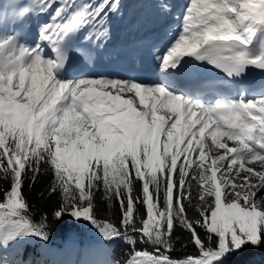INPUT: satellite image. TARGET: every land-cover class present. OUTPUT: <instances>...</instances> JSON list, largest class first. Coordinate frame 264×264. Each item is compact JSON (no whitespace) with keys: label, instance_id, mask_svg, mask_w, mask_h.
Here are the masks:
<instances>
[{"label":"snow or ice","instance_id":"6c2138e0","mask_svg":"<svg viewBox=\"0 0 264 264\" xmlns=\"http://www.w3.org/2000/svg\"><path fill=\"white\" fill-rule=\"evenodd\" d=\"M120 8L0 0V264H15L23 241L81 224L98 234L94 264H112L118 241L131 248L123 264H222L264 247V170L249 166L264 167V0H190L183 13L161 0L180 31L155 50L157 83L73 73L71 54L102 49ZM185 56L227 79L202 80ZM48 168L46 195L59 198L37 220L24 189ZM177 227L195 250L183 258L171 255L187 247Z\"/></svg>","mask_w":264,"mask_h":264},{"label":"trees","instance_id":"16d2710c","mask_svg":"<svg viewBox=\"0 0 264 264\" xmlns=\"http://www.w3.org/2000/svg\"><path fill=\"white\" fill-rule=\"evenodd\" d=\"M53 179L54 173L51 168H48L43 175L38 176L31 190H28L26 187L24 189L26 200L31 207V213L37 220L42 213L46 212L50 214L57 205L58 195H53L51 197L46 195V190ZM41 192H45V196L42 197L40 195ZM101 207L102 210H106V201L101 202ZM115 207L118 210V203ZM141 211L143 212L144 209L141 208ZM97 235L95 229L92 228L90 224H81L78 227L72 228L70 231L65 228L57 230L48 243L65 247V245L73 239L76 240L77 244L95 241L97 240ZM175 237L178 238L179 241H183L187 247L181 250L180 243L178 242L176 244L177 250L171 253L173 257L183 258L186 254L195 251L188 243V233L182 228H176ZM25 245V242H21L20 246L16 247L15 252H13V261H15L16 264H63L59 259L53 261L50 257H44L41 251L38 252L37 248L31 246V244ZM136 247L138 249L148 248L151 250L150 245H141L139 242ZM130 251V246L122 241H118L116 244L111 245L108 260H110L112 264H116V261H121L123 264V261L128 258ZM222 264H264V247H246L242 251L227 257Z\"/></svg>","mask_w":264,"mask_h":264},{"label":"rangeland","instance_id":"374dc122","mask_svg":"<svg viewBox=\"0 0 264 264\" xmlns=\"http://www.w3.org/2000/svg\"><path fill=\"white\" fill-rule=\"evenodd\" d=\"M138 103V101H137ZM206 144H210V137L206 138ZM230 146H232V142H228ZM223 150H217L216 154H222ZM211 156V154H210ZM209 162H210V158H209ZM223 161L218 162V166L219 164H223ZM258 163V164H257ZM259 165V166H258ZM249 166L252 167H258L261 170H264V168L260 165V163L258 161H253L251 162V164ZM263 168V169H262ZM243 171H242V175H243ZM219 176V173H218ZM254 183H260L257 179L253 180ZM259 194V193H258ZM25 242L26 245H30L31 246H35V248H37L38 252L41 251V254H43L44 257L46 258H51L53 261L59 259L63 264H94L95 260L97 259L96 256L93 255V250L98 246L97 245V240L95 241H88L86 243H82V244H77L76 240H70L64 247V246H56V245H51L49 243L44 244L41 241H38L36 239H31V240H27V241H23ZM21 244V243H20ZM17 245L16 247L20 246ZM25 245V246H26ZM15 247V249H16ZM64 247V248H63ZM79 248L78 251V258L75 257V260L73 258H69V255L71 254V252L66 251V250H70L71 248ZM67 248V249H66ZM15 249H10L9 250V259L11 261H13V252H15ZM55 254V255H53ZM108 259V256H107ZM15 262V261H14ZM16 264V263H15Z\"/></svg>","mask_w":264,"mask_h":264},{"label":"bare ground","instance_id":"6f19581e","mask_svg":"<svg viewBox=\"0 0 264 264\" xmlns=\"http://www.w3.org/2000/svg\"><path fill=\"white\" fill-rule=\"evenodd\" d=\"M78 2H79V0H78ZM120 3H121V5L123 4V2H122V0H120ZM132 8V4H129L127 7H125L123 10L124 11H126L127 9H131ZM121 9V8H120ZM110 15H112V14H110ZM258 164V163H257ZM259 166V165H258ZM257 171L258 170H260L258 167H254ZM264 168V167H263ZM262 168V169H263ZM79 251V248L77 247V248H71L70 250L68 249V250H66V251H69V252H71V254H73V252H75V251ZM77 251V252H78Z\"/></svg>","mask_w":264,"mask_h":264}]
</instances>
